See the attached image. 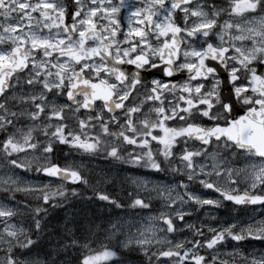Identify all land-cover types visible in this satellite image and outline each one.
Returning a JSON list of instances; mask_svg holds the SVG:
<instances>
[{
    "label": "snow or ice",
    "instance_id": "obj_1",
    "mask_svg": "<svg viewBox=\"0 0 264 264\" xmlns=\"http://www.w3.org/2000/svg\"><path fill=\"white\" fill-rule=\"evenodd\" d=\"M251 241L264 0H0V264H264Z\"/></svg>",
    "mask_w": 264,
    "mask_h": 264
},
{
    "label": "rangeland",
    "instance_id": "obj_2",
    "mask_svg": "<svg viewBox=\"0 0 264 264\" xmlns=\"http://www.w3.org/2000/svg\"><path fill=\"white\" fill-rule=\"evenodd\" d=\"M78 159L85 164L86 170H92L93 171V175H97L100 174L98 172V170H106L109 169L110 166L108 167H104V168H100L97 167V158H92L89 159L87 156H81L78 157ZM84 159L89 160L88 162H85ZM102 163H106L104 160L100 161ZM89 163L90 166H88L87 164ZM118 172H113L111 170L110 175H112L113 177H115V175ZM121 176L124 175L123 171L119 172ZM131 174V173H129ZM168 183V182H165ZM109 191H115L117 190V185L115 183H113L112 185L107 186ZM130 189L125 188V192L129 191ZM73 211L79 212L81 215L88 217L89 219H94L95 223L98 225H102L103 228H107L108 223H111L112 221L117 220L118 218H124L126 217V210H119V209H115V208H109L106 205L105 206H101L100 202H92L89 201L88 203H83L81 202L80 204H73ZM257 211H259V208H257ZM216 215H218L221 218L224 219H229L232 216H238L240 218L243 217V212L241 211V209L238 208H230V209H226L224 207L219 208L216 211ZM248 247H251L253 249H262L264 248V242L261 241H251L249 243V245H245V248L247 249Z\"/></svg>",
    "mask_w": 264,
    "mask_h": 264
},
{
    "label": "flooded vegetation",
    "instance_id": "obj_3",
    "mask_svg": "<svg viewBox=\"0 0 264 264\" xmlns=\"http://www.w3.org/2000/svg\"><path fill=\"white\" fill-rule=\"evenodd\" d=\"M56 156H58V158L59 159H62V158H64V152L62 153V156L60 157L58 154H56ZM97 159H100V158H97ZM86 159H84V161H85ZM87 161V160H86ZM88 166H90L89 165V163L87 164ZM107 166H110V168H111V170L113 171V172H120V171H123V168L124 167H126V166H120V168H116V167H112L111 165H107ZM157 179H159V181L160 182H163V183H165V182H170V177H165L163 174H160L158 177H157ZM224 208H226V209H230V208H232V207H227V206H225ZM236 208H238V209H240L239 207H236Z\"/></svg>",
    "mask_w": 264,
    "mask_h": 264
},
{
    "label": "trees",
    "instance_id": "obj_4",
    "mask_svg": "<svg viewBox=\"0 0 264 264\" xmlns=\"http://www.w3.org/2000/svg\"><path fill=\"white\" fill-rule=\"evenodd\" d=\"M59 156H61V154H62V151H59L58 153H57ZM56 155V154H55ZM61 160V159H60ZM63 161V160H62ZM64 212H63V210H57V211H55L54 213H53V223H55V221L57 220V219H62L63 218V216H64Z\"/></svg>",
    "mask_w": 264,
    "mask_h": 264
}]
</instances>
